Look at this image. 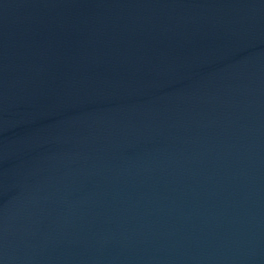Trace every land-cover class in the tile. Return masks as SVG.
I'll return each mask as SVG.
<instances>
[{
  "label": "water",
  "instance_id": "water-1",
  "mask_svg": "<svg viewBox=\"0 0 264 264\" xmlns=\"http://www.w3.org/2000/svg\"><path fill=\"white\" fill-rule=\"evenodd\" d=\"M0 264H264V0H0Z\"/></svg>",
  "mask_w": 264,
  "mask_h": 264
}]
</instances>
